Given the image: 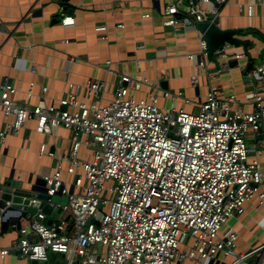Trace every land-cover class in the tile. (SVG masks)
<instances>
[{"label":"built area","instance_id":"built-area-1","mask_svg":"<svg viewBox=\"0 0 264 264\" xmlns=\"http://www.w3.org/2000/svg\"><path fill=\"white\" fill-rule=\"evenodd\" d=\"M257 1L264 5V0ZM227 3L191 0L186 12L169 5L163 25L177 31L216 23L209 15L217 18ZM255 3L238 7L251 16ZM204 4L213 5L211 11ZM199 44L201 68L208 56L203 35ZM231 49L225 44L214 53L224 69L230 60H247ZM189 58L197 61L195 55ZM247 73L258 83L246 95L250 112L235 96L222 98L216 89L196 112L164 109L156 94L142 100L130 97V90L147 80L134 83L127 76L121 77L111 100L105 98L106 82L96 81L78 88L91 104L81 102L70 85L59 105L45 101V88L36 105H19L14 100L18 90L5 78L0 86V142L35 121L42 135L60 128L69 131L72 146L68 156L58 157L56 171L44 177L49 198L67 199L65 206H56L61 219L49 225L44 213L29 216L11 246L0 248V258L13 253L45 264L55 253L64 255L68 264H218L222 257L236 256L239 236L228 228L229 221L244 214L254 198L264 205V169L250 160L248 145L253 136L264 153V62ZM177 97L187 105L194 102L181 93ZM83 148L90 152L89 160L82 157ZM46 154L57 158L42 146L41 155Z\"/></svg>","mask_w":264,"mask_h":264},{"label":"crops","instance_id":"crops-1","mask_svg":"<svg viewBox=\"0 0 264 264\" xmlns=\"http://www.w3.org/2000/svg\"><path fill=\"white\" fill-rule=\"evenodd\" d=\"M255 3L251 16L241 12L238 4ZM191 0H70V11L63 0H0V86L8 78L18 90L15 103L36 105L43 97L50 105H59L71 89L76 87L80 101L91 104L92 99L79 87L88 82H106V100L127 76L134 83L137 78L147 84L130 90V97L142 100L151 94L158 96L164 109H183L196 112L207 100L212 89L222 98L235 96L238 105L248 112L251 104L246 95L258 86L256 79H248L247 72L264 62V43L253 35H241L248 48L233 46L231 53L247 56V60L215 61L201 68L202 34L195 29L175 31L163 25L164 11L177 5L186 12ZM211 11L213 5L204 4ZM150 15V18H143ZM216 20L223 31H257L264 36V5L257 0H228ZM197 56V61L189 57ZM33 85L31 98L28 92ZM164 93H168L166 98ZM183 98L194 101L185 104ZM65 109V108H64ZM4 117L0 113V130ZM248 145L251 161H258L264 169V153L253 136ZM57 158L41 155V147ZM71 133L63 128L52 135L36 132V122L29 121L18 135L7 136L0 142V183H12L29 189L39 179L52 175L60 161L71 150ZM82 157L89 160L90 152L83 148ZM68 178V177H67ZM264 191V182L262 184ZM62 202V201H61ZM61 205V204H59ZM57 208V207H56ZM62 213L48 217L56 222ZM26 220H22V225ZM16 221L11 230L0 237V248H8L18 238ZM228 228L239 236L236 256L220 258L218 264H264V205L257 198L248 202L245 212L229 221ZM98 253V252H97ZM241 258V260H239ZM0 264H32L10 254L0 258ZM45 264H68L64 255L51 253ZM182 264H196L186 261Z\"/></svg>","mask_w":264,"mask_h":264},{"label":"water","instance_id":"water-1","mask_svg":"<svg viewBox=\"0 0 264 264\" xmlns=\"http://www.w3.org/2000/svg\"><path fill=\"white\" fill-rule=\"evenodd\" d=\"M63 3L72 13L74 7L70 5V0H63ZM197 30L207 42V59L210 63L215 61L214 53L225 44L236 48H248V44L240 39L242 31H223L216 23L210 22L198 24ZM59 204L62 207L65 206L67 199L49 198L44 179L37 180L29 189H25L22 184L15 186L12 183H0V237L11 230L12 221L17 222L16 229L19 230L22 227V220H26L29 216L34 217L38 212L44 213L50 218L54 217L59 213V209L55 208ZM52 223L53 220H50L48 224ZM97 252L98 259H100L102 246L97 247ZM32 264L40 263L34 261Z\"/></svg>","mask_w":264,"mask_h":264},{"label":"trees","instance_id":"trees-1","mask_svg":"<svg viewBox=\"0 0 264 264\" xmlns=\"http://www.w3.org/2000/svg\"><path fill=\"white\" fill-rule=\"evenodd\" d=\"M242 35L247 36V35H253L257 39L261 40L264 43V36L257 32V31H252V30H247L245 32H242Z\"/></svg>","mask_w":264,"mask_h":264},{"label":"rangeland","instance_id":"rangeland-1","mask_svg":"<svg viewBox=\"0 0 264 264\" xmlns=\"http://www.w3.org/2000/svg\"><path fill=\"white\" fill-rule=\"evenodd\" d=\"M109 199H111V197H109Z\"/></svg>","mask_w":264,"mask_h":264}]
</instances>
